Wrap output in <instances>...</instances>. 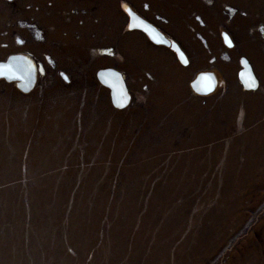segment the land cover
<instances>
[{"label":"rangeland","instance_id":"rangeland-1","mask_svg":"<svg viewBox=\"0 0 264 264\" xmlns=\"http://www.w3.org/2000/svg\"><path fill=\"white\" fill-rule=\"evenodd\" d=\"M0 264H264V0H0Z\"/></svg>","mask_w":264,"mask_h":264},{"label":"bare ground","instance_id":"bare-ground-1","mask_svg":"<svg viewBox=\"0 0 264 264\" xmlns=\"http://www.w3.org/2000/svg\"><path fill=\"white\" fill-rule=\"evenodd\" d=\"M123 10L131 16V25L135 26L137 28L143 29L152 39L157 40L156 35L154 34V32H152V30L147 27L143 22H141L140 19H138L130 10V8L128 7V5H126L125 3L123 4ZM159 41V40H158ZM173 51L177 53L178 57L185 62L186 59L184 57V55L182 54V52L179 50V48L177 47L176 44L173 45ZM104 76V75H103ZM104 78V77H103ZM249 81V80H248ZM209 85V84H208ZM114 98L115 100L119 99L118 93L116 91V89L114 88V92H113ZM119 101V100H118ZM141 255V254H140ZM129 257V256H128Z\"/></svg>","mask_w":264,"mask_h":264}]
</instances>
